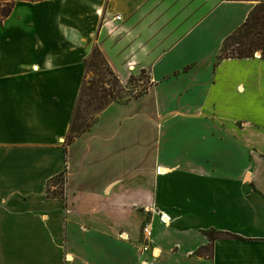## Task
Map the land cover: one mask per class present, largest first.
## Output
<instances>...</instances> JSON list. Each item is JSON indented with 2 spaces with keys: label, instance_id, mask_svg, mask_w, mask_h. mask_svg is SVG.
Instances as JSON below:
<instances>
[{
  "label": "crops",
  "instance_id": "crops-1",
  "mask_svg": "<svg viewBox=\"0 0 264 264\" xmlns=\"http://www.w3.org/2000/svg\"><path fill=\"white\" fill-rule=\"evenodd\" d=\"M257 2L14 1L0 19V264H264V53L218 58ZM93 46L121 84L143 69L150 83L65 144ZM60 173L64 197L47 196Z\"/></svg>",
  "mask_w": 264,
  "mask_h": 264
},
{
  "label": "trees",
  "instance_id": "trees-1",
  "mask_svg": "<svg viewBox=\"0 0 264 264\" xmlns=\"http://www.w3.org/2000/svg\"><path fill=\"white\" fill-rule=\"evenodd\" d=\"M10 9L0 12V19L4 18ZM229 46V48H226ZM231 49L230 54L222 53L223 50ZM255 52L261 55L264 53V1H258L247 14L244 22L237 27L231 34L227 35L223 40L218 58L223 57H250ZM84 66L86 74L89 71L95 72V76L85 77L78 94L76 105L73 111L69 129L65 136V144H68L73 138L82 132L86 131L91 123L95 120L96 114L111 101H124L131 97H137L143 94L148 86L143 87L135 92H129L126 96L121 95L124 85L120 83L116 74L112 71L101 51L97 46H93L88 57L84 59ZM135 77L131 75L128 79L130 83ZM86 94L88 103L92 104L93 113H90L88 121L77 123L79 115V104L81 96ZM57 182L54 183L55 189L51 190L47 185L45 193L47 196L64 197L63 177L62 173L58 175ZM209 241L217 237L225 238H241L238 235L215 231L213 229L205 231ZM208 248L203 246L197 248L194 252L196 254H204L200 251Z\"/></svg>",
  "mask_w": 264,
  "mask_h": 264
},
{
  "label": "rangeland",
  "instance_id": "rangeland-1",
  "mask_svg": "<svg viewBox=\"0 0 264 264\" xmlns=\"http://www.w3.org/2000/svg\"><path fill=\"white\" fill-rule=\"evenodd\" d=\"M15 0H0V12L1 11H5L6 9H9ZM258 1H264V0H258ZM226 48H229V46H227ZM231 49H226L223 50L222 53H227L230 54ZM256 53V52H255ZM259 53V52H257ZM95 72L93 71H89L87 73V78L89 76H95ZM135 78L130 82L124 85V89L121 91V95L126 96L129 92H135L138 91L140 89H143V87L148 86L150 81L148 78V74L146 73V71L143 69L140 71V73H138L137 75H133ZM121 83V82H120ZM93 109H92V104L90 105L88 103V97L86 94H83L81 96V100H80V104H79V115L80 118L77 119V123H80L82 121H88L90 119V113H93ZM97 115V114H96ZM58 178L54 181L57 182ZM51 189V188H50ZM52 190V189H51ZM151 253V250H148ZM204 254H209V249L206 248L203 251H200ZM146 262V261H144Z\"/></svg>",
  "mask_w": 264,
  "mask_h": 264
},
{
  "label": "built area",
  "instance_id": "built-area-1",
  "mask_svg": "<svg viewBox=\"0 0 264 264\" xmlns=\"http://www.w3.org/2000/svg\"><path fill=\"white\" fill-rule=\"evenodd\" d=\"M116 19H120V16L117 15L116 16ZM163 171V168L160 167V166H157L156 167V172L157 173H160ZM55 188V186H51V189L53 190ZM158 219L160 222L162 223H166L169 221V217L166 216L164 213H160L158 212ZM142 235H143V238L146 240L145 244L143 246H141V248L139 249V252L140 253H145L147 252L148 250H151V253L153 252L152 249L149 248V243H150V238H149V235H150V229L149 227L147 226H144L143 229H142ZM144 262V261H143Z\"/></svg>",
  "mask_w": 264,
  "mask_h": 264
},
{
  "label": "bare ground",
  "instance_id": "bare-ground-1",
  "mask_svg": "<svg viewBox=\"0 0 264 264\" xmlns=\"http://www.w3.org/2000/svg\"><path fill=\"white\" fill-rule=\"evenodd\" d=\"M256 54H257V52H256ZM163 172V171H162Z\"/></svg>",
  "mask_w": 264,
  "mask_h": 264
}]
</instances>
